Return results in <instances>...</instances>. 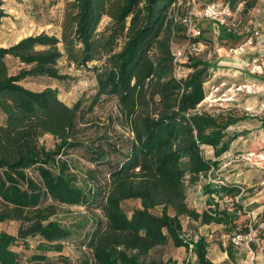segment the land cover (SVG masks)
I'll use <instances>...</instances> for the list:
<instances>
[{"label": "trees", "instance_id": "obj_1", "mask_svg": "<svg viewBox=\"0 0 264 264\" xmlns=\"http://www.w3.org/2000/svg\"><path fill=\"white\" fill-rule=\"evenodd\" d=\"M174 2L66 0L60 36L33 34L0 46V110L4 115L0 121V197L4 200L0 220L19 222L15 236L0 232V264H21L12 246L28 237L40 236L44 250H60L61 241L71 232L50 218L62 204L102 212L87 234L89 253L79 264H175L149 259L151 250L168 240L192 251L197 264H215L208 258L204 237L188 240L183 236L181 218L236 226L238 204H233V210L220 209L215 197L233 198L241 186L207 182L204 191L209 198L202 211L188 203L187 191L218 163L206 158L203 149L212 147L216 157L226 152L235 139L226 138L228 127L241 118L222 109L201 108L207 93L204 83L209 66L205 61L190 56L187 72L175 75L170 49ZM229 2L233 9L242 3V12H247L257 0ZM2 5L0 0V20L7 15ZM104 17L110 21L100 29ZM202 34L197 40L207 43L209 38ZM217 38L241 40L222 26ZM63 56L76 67L102 61L92 67L97 81L92 106L102 95L114 96L123 125L132 134L125 140L126 149L117 147L122 156L113 163L103 147L92 149L95 166L86 171L88 188L77 184L71 165L63 158L82 143L77 139L81 100L68 105L55 87L34 90L22 83L39 76L67 79L57 67ZM7 57L18 60L16 72H10ZM261 124L264 130V115ZM46 134L57 140L53 148L41 142ZM105 166L108 179L102 184L99 173ZM127 200L139 201L130 214L122 206ZM156 208L159 213L153 211ZM242 233H249L247 225Z\"/></svg>", "mask_w": 264, "mask_h": 264}, {"label": "rangeland", "instance_id": "obj_2", "mask_svg": "<svg viewBox=\"0 0 264 264\" xmlns=\"http://www.w3.org/2000/svg\"><path fill=\"white\" fill-rule=\"evenodd\" d=\"M2 1V8L7 15L0 20V46H9L21 38L33 34L45 33L60 36V24L66 0ZM209 3H215L219 11L226 7L228 11L221 13H224V16L234 26L231 23L224 26L215 20L193 17L194 23L204 30L202 37H208L209 40L196 54H186L181 57L176 63V67L174 66V71L178 77L184 75L187 72L185 64L188 63V58L195 56L205 61L209 66L204 83L207 96L222 81L227 87L229 85L250 86L248 91L244 89L236 92L232 101L219 102L210 107L225 110L224 113L228 111L241 118L238 123L228 127L226 138L235 137L229 149L224 152L221 159H215L218 160V163L215 165L214 171L219 168L218 173L223 174L225 178L218 177L214 173L211 174L212 180H224L225 183L241 186L240 193L233 198L223 196V199H218L215 197L220 209L233 210V204L237 203L238 218L235 221L236 226L232 228L216 223L201 224L199 221L182 217V234L188 240H197L200 236L204 237L208 242V258L215 264H264V164H254V159H252V163H249L243 158L247 152L264 153V130L261 124V118L264 115V78L258 76L264 74L261 73L264 72V63L262 59H257L253 55L254 50L260 48L263 49L260 53L264 55V45L259 46L264 44V35L258 28L245 29V26H253L254 23L250 19L257 9L264 8V0H257L255 6L247 12H242V3H238L233 9L229 0H200V8H204ZM187 16V10L181 6L173 12L174 19L170 37L172 55L187 41L185 22ZM109 21L108 17H104L100 23V29ZM221 26L230 32H234L237 36H241V41L242 36H245L244 41L241 43L238 40L233 41L231 47L224 48V39L219 40L217 38V32ZM121 46L122 42L118 49ZM239 47L242 50H237ZM225 49L229 52L228 58L239 63L242 62L241 66L245 68L247 74L237 73V75H232L229 80H218L222 75L216 74V72L220 68V61L226 56ZM247 56L250 58L248 59ZM6 63L10 72L13 73L18 70L19 62L17 59L7 57ZM101 64L102 61H93L85 67H76L69 64L63 56L58 60L57 67L60 68L61 74L68 76L67 79L60 81L39 76L28 78L22 82L26 87L34 90H41L48 85L55 87L58 97L68 105L81 100L82 109L77 122V139L82 143L80 146L69 150L68 154L62 157L68 160L72 172L76 175L77 184L82 188H88L90 185L86 178V171L95 166L92 161L94 158L92 149L97 146L103 147L113 163L120 160L122 156L121 152L117 151L119 150L117 147L126 149L125 140L132 137L129 128L123 125L118 102L114 96L102 95L99 101L92 106L93 97L97 93V81L92 67ZM217 82L219 83L216 84ZM227 87H220L218 94L225 91ZM204 104L203 100L201 108L211 110ZM3 119L4 115L0 110V121ZM56 141L49 134L41 138V142L46 148H53ZM112 145H116V150L112 149ZM209 151L210 149H203V154L213 157L214 154ZM102 168L103 171H100L99 179L102 180V184H105L108 179V168L106 166ZM210 180L209 174L201 175L199 181L188 188V203L198 211L207 208L206 200L209 196L204 191L205 184L207 182L215 183ZM242 188L244 189L242 190ZM239 204L242 209H239ZM122 206L130 214L135 207L139 206V201L127 200L122 203ZM3 208L4 200L0 197V211ZM153 211L159 213L160 208ZM96 217L102 218L103 216L101 210L95 207L87 209L83 205H59L57 206V214L50 220L71 232L65 240L61 241L60 250L54 247L48 250L42 249L39 244L42 243L43 239L40 236L28 237L25 240L20 239L15 242L12 249L17 252L21 264H79L84 255L89 253L87 234L95 226ZM246 225L249 228V233L243 234ZM18 226V221L0 220V232L15 236ZM35 255L44 256L45 259L35 260L33 258ZM149 259L170 260L175 264H197L196 256L192 251L184 247H176L170 240L165 245L152 249Z\"/></svg>", "mask_w": 264, "mask_h": 264}, {"label": "built area", "instance_id": "obj_3", "mask_svg": "<svg viewBox=\"0 0 264 264\" xmlns=\"http://www.w3.org/2000/svg\"><path fill=\"white\" fill-rule=\"evenodd\" d=\"M200 0H175V2L172 5L173 12L177 7H182L183 9L187 10L188 16L185 18L186 22V35H187V41L184 45H182L180 48L176 50V52H173V63L176 67V63L178 60L185 56L186 54L192 55L196 54L198 51H200L203 48L204 42L197 40L202 34L201 29L194 23L193 17H199V18H207L211 20L218 21L220 24H223L224 26H228V23H231L225 16L224 13L221 12H227L228 10L226 7H223L222 11H219L215 3H209L204 8H200L199 4ZM232 24V23H231ZM234 26V24H232ZM237 50H242L241 47L237 48ZM235 50V51H237ZM177 76V75H176ZM227 87L225 82L222 81L220 84L215 86L209 93V95L205 96L204 98V105L205 107L210 108L211 106L215 105L219 102H229L232 101V97L236 92L243 91L246 89L248 91L249 85H229L225 89V91L221 92L220 94V87ZM202 107V106H201ZM215 108H210L211 110ZM206 110V108H204ZM243 158L249 162L252 163V159H254V164H264V153L256 154L254 152H247L245 155H243ZM214 172V167H211L209 174V179L212 180L211 174ZM210 180V181H211ZM215 183L224 184L223 180L216 181L212 180ZM244 188H242L243 190Z\"/></svg>", "mask_w": 264, "mask_h": 264}, {"label": "crops", "instance_id": "obj_4", "mask_svg": "<svg viewBox=\"0 0 264 264\" xmlns=\"http://www.w3.org/2000/svg\"><path fill=\"white\" fill-rule=\"evenodd\" d=\"M207 20H210V19H207ZM250 20H251L252 23H254L253 26H245V29L246 30H251V29H254V28H258V29L261 30L262 34L264 35V8L263 7H260V9H257V11L254 12L253 17ZM207 23H208V21H207ZM244 39H245V36H242V41L240 40L238 42L241 43V42L244 41ZM223 41H224V45H223L224 48H227L229 46L230 47L232 46L230 40L229 41L223 40ZM263 45L264 44L259 45V46H263ZM262 50L263 49H261V48L260 49H255L254 52H253V55H254V57L256 56L257 59H262V61L264 63V59H263V56L264 55H262L260 53ZM225 52H226V56L224 57L223 60L220 61L221 64L218 63L220 68H218V71L216 72V74L222 75L221 78L218 79V80H221V79H228L229 80L230 77H232V75H237V73H240V74L243 73L244 75L247 74L245 72L246 71L245 68L243 66H241L242 65V62L239 63V62H236V61L232 60L231 58H228L229 57L228 56V53L229 52L227 51V49H225ZM247 58L249 59L250 57L247 56ZM261 73H264V72H261ZM216 74H214V75H216ZM258 76L264 78V74H259ZM246 81H248V80H246ZM206 149H210L209 152H212L214 154V149L212 147L206 146ZM223 155H224V153L221 156H219V157H216L214 155H213V157H211V156H205V157L206 158H209L211 160H214V159H217V158L221 159ZM218 171H219V168H217L213 173L214 174H217L218 177L221 176V177L225 178L223 176V174L218 173Z\"/></svg>", "mask_w": 264, "mask_h": 264}]
</instances>
